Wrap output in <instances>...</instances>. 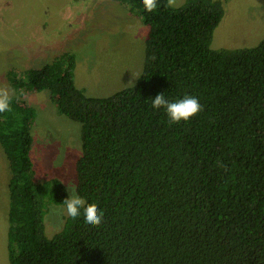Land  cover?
Returning <instances> with one entry per match:
<instances>
[{
	"label": "trees",
	"instance_id": "1",
	"mask_svg": "<svg viewBox=\"0 0 264 264\" xmlns=\"http://www.w3.org/2000/svg\"><path fill=\"white\" fill-rule=\"evenodd\" d=\"M142 76L133 87L92 97L65 53L40 68L9 72L11 111L0 113L9 162L10 264H264V40L212 47L222 0H187L147 13ZM48 90L57 111L82 128L77 191L103 210L98 228L66 218L52 238L49 207L68 193L37 181L31 157L37 109L24 97ZM195 96L202 110L170 124L151 99Z\"/></svg>",
	"mask_w": 264,
	"mask_h": 264
},
{
	"label": "rangeland",
	"instance_id": "2",
	"mask_svg": "<svg viewBox=\"0 0 264 264\" xmlns=\"http://www.w3.org/2000/svg\"><path fill=\"white\" fill-rule=\"evenodd\" d=\"M225 13L212 47L238 49L264 40V0H222ZM187 0H175L174 7ZM0 87L10 94L12 70L40 68L65 53L76 61L75 81L92 97H109L137 84L147 56L149 26L115 0H2L0 2ZM24 100L37 109L32 155L37 181L58 178L77 184L82 152L81 124L60 115L48 90ZM9 162L0 143V264H10ZM65 206L52 205L45 218L52 238L63 228Z\"/></svg>",
	"mask_w": 264,
	"mask_h": 264
},
{
	"label": "clouds",
	"instance_id": "3",
	"mask_svg": "<svg viewBox=\"0 0 264 264\" xmlns=\"http://www.w3.org/2000/svg\"><path fill=\"white\" fill-rule=\"evenodd\" d=\"M142 4L147 13H154L160 7L159 0H142ZM174 5L175 0H167L166 7ZM151 101L152 109L165 111L170 124L186 122L202 110L199 100L191 95H185L182 99L172 101L167 99L164 93H159ZM11 102L12 97L9 90L6 87H0V113L11 111ZM65 190L68 196L62 203L67 216L76 220L82 215L85 224L98 228L103 221V210H99L97 204L89 203L80 196L75 183L69 182Z\"/></svg>",
	"mask_w": 264,
	"mask_h": 264
},
{
	"label": "flooded vegetation",
	"instance_id": "4",
	"mask_svg": "<svg viewBox=\"0 0 264 264\" xmlns=\"http://www.w3.org/2000/svg\"><path fill=\"white\" fill-rule=\"evenodd\" d=\"M2 0H0V2H1ZM1 12H2V8H1V6H0V14H1Z\"/></svg>",
	"mask_w": 264,
	"mask_h": 264
}]
</instances>
